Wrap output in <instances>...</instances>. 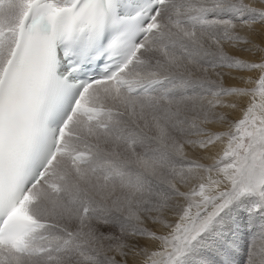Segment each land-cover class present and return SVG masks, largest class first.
<instances>
[{
	"label": "snow or ice",
	"instance_id": "obj_1",
	"mask_svg": "<svg viewBox=\"0 0 264 264\" xmlns=\"http://www.w3.org/2000/svg\"><path fill=\"white\" fill-rule=\"evenodd\" d=\"M264 264V0H0V264Z\"/></svg>",
	"mask_w": 264,
	"mask_h": 264
},
{
	"label": "rangeland",
	"instance_id": "obj_2",
	"mask_svg": "<svg viewBox=\"0 0 264 264\" xmlns=\"http://www.w3.org/2000/svg\"><path fill=\"white\" fill-rule=\"evenodd\" d=\"M248 241V237L246 235V229L241 228L239 238L237 240V247L235 250V254L233 256V260L235 264H241V261L245 258V245Z\"/></svg>",
	"mask_w": 264,
	"mask_h": 264
}]
</instances>
